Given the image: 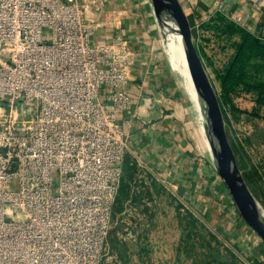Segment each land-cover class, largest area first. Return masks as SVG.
Masks as SVG:
<instances>
[{
	"label": "built area",
	"instance_id": "built-area-1",
	"mask_svg": "<svg viewBox=\"0 0 264 264\" xmlns=\"http://www.w3.org/2000/svg\"><path fill=\"white\" fill-rule=\"evenodd\" d=\"M178 1L209 78L234 54L227 25L264 43V0ZM113 4L0 0V264H101L123 222L114 213L127 157L144 180L177 189L129 152L127 127L145 111L143 89L132 90L142 57L117 31L129 6ZM220 196L236 211L227 189ZM237 221L247 241L259 237Z\"/></svg>",
	"mask_w": 264,
	"mask_h": 264
},
{
	"label": "rangeland",
	"instance_id": "rangeland-1",
	"mask_svg": "<svg viewBox=\"0 0 264 264\" xmlns=\"http://www.w3.org/2000/svg\"><path fill=\"white\" fill-rule=\"evenodd\" d=\"M150 18L157 25L153 13ZM163 36L158 32L156 40L161 42L160 46L158 40V45L163 48L169 70L168 77L160 81L167 94L163 95L164 99L156 97L155 102L167 107L173 119H180L183 134L180 133L185 135L189 147L195 142L196 150L208 153L207 144L202 140V121L197 117L198 112L184 88L183 75L177 71L174 57L167 48L166 39L173 36L169 31ZM214 76L210 75V79L219 89ZM247 80L253 85L263 83L264 77L253 76ZM175 90L180 94H175ZM263 96L264 91L240 89L230 95V105L224 107L228 113L227 136L264 215V108L257 104L258 97ZM127 159L114 213L123 222L113 218L115 223L108 232L101 264H264V256L260 254L264 255L263 240L257 237L247 241L250 236L242 233L244 224L237 221L240 214L233 210L229 200H221L216 184L203 182L204 186L200 184L194 190L179 194L174 187L156 180L152 173L146 172L144 180L139 176L142 169L135 162L129 163V157ZM256 241H260L258 246L248 250L251 242L257 244ZM253 254L255 259H252Z\"/></svg>",
	"mask_w": 264,
	"mask_h": 264
},
{
	"label": "crops",
	"instance_id": "crops-1",
	"mask_svg": "<svg viewBox=\"0 0 264 264\" xmlns=\"http://www.w3.org/2000/svg\"><path fill=\"white\" fill-rule=\"evenodd\" d=\"M111 1L115 7L129 6L132 13L127 19L122 20L120 29L117 31L132 36V46L141 53L142 57L132 90H137V87L143 89L142 94L145 100L141 103L145 111L137 112L138 118L134 117L131 125L127 127L130 154L139 155L153 172L160 174L166 182L174 183L179 194L189 189L194 190L203 182H207L209 185L212 182L215 186L216 178L211 167L209 152L204 153L196 150L195 142L192 147H189L185 135H182L180 119H173V113L168 112L167 107L159 106L155 102L156 97L159 99L167 94L162 90L160 81L168 77L169 70L164 60V54L156 40L159 32L157 31L159 30L158 26L150 16L144 18L141 15V12L147 9L145 0H138L140 6L134 0H131L132 2L130 0ZM108 31L114 32V29L110 28ZM247 64V73L249 74L247 79L253 76L264 77V60L261 57L248 59ZM177 92L175 90L174 93L180 94ZM180 99L183 103V98L180 97ZM257 104L264 108V104L259 102ZM178 107L180 108V106ZM202 140L204 139L202 138ZM203 142L206 144L205 141ZM206 146L205 148L208 149ZM215 187L216 192H220L217 189L223 190L222 185L216 184ZM261 247L264 251V247Z\"/></svg>",
	"mask_w": 264,
	"mask_h": 264
},
{
	"label": "water",
	"instance_id": "water-1",
	"mask_svg": "<svg viewBox=\"0 0 264 264\" xmlns=\"http://www.w3.org/2000/svg\"><path fill=\"white\" fill-rule=\"evenodd\" d=\"M149 2L162 38L163 31L158 17L159 13L168 14L174 21L190 81L203 105L207 130L205 137L202 135L207 144L211 164L224 182L243 221L264 242V218L261 213L263 209L252 194L239 168L236 154L226 133L225 120L216 90L193 44L189 20L178 0H149Z\"/></svg>",
	"mask_w": 264,
	"mask_h": 264
},
{
	"label": "trees",
	"instance_id": "trees-1",
	"mask_svg": "<svg viewBox=\"0 0 264 264\" xmlns=\"http://www.w3.org/2000/svg\"><path fill=\"white\" fill-rule=\"evenodd\" d=\"M226 32L229 34H237L238 40L232 42V47L234 48V54L228 62V65L225 66L221 71H216L215 77L219 84V90L217 93L218 101L220 104V108L226 123H228V116L226 114V109L224 105H230V95L235 93L240 89H248V90H256L258 92L264 91V83H254L253 85L247 81L249 74L247 73V60L262 58L264 60V43L260 42L257 39L251 38L245 32L240 31L239 29L233 27L232 25H227ZM263 101V102H262ZM257 102L260 104H264V96L258 97ZM224 107V108H223ZM230 110L235 111L234 107H230ZM257 110V108H256ZM245 112V111H243ZM246 114L248 111L245 112ZM252 114V113H251ZM253 115L257 116V113H253ZM236 119L239 120V116H236ZM230 143L234 152H236L234 145L231 140ZM241 143V141H240ZM239 163V162H238ZM244 179L247 177L246 174L242 173ZM246 181V180H245ZM226 189L223 186V190ZM221 191L220 189H217ZM120 194V191H119ZM263 257V253H261ZM259 253L257 254V256ZM256 255L253 254L252 259H255Z\"/></svg>",
	"mask_w": 264,
	"mask_h": 264
},
{
	"label": "bare ground",
	"instance_id": "bare-ground-1",
	"mask_svg": "<svg viewBox=\"0 0 264 264\" xmlns=\"http://www.w3.org/2000/svg\"><path fill=\"white\" fill-rule=\"evenodd\" d=\"M158 17H159V20L161 22L163 35H164V33L167 34V31H169V32H171V34L173 36L171 38L166 39L168 41L167 48H169V51L171 52V54L174 57V63H175L176 68L178 69V70L177 69L176 70L179 71V73H181L183 75L186 92H187L189 98L193 102V104H194V106L198 112L197 117H198V119H201V121H203V123L200 122V126H202L203 135H204L206 133V130H207V125H205V121H204L205 117H204L203 105H202L200 99L198 98V96L194 90V87L190 81V78H189V75L187 72V68H186V63H185L182 47H181V41H180L179 35L177 33L176 26L174 24V21L172 20V18L168 14L160 12ZM204 137H205V135H204ZM261 213H262V216L264 218L262 211H261Z\"/></svg>",
	"mask_w": 264,
	"mask_h": 264
}]
</instances>
